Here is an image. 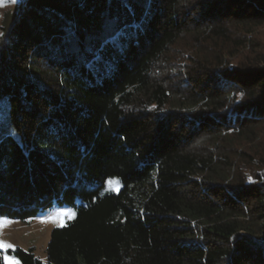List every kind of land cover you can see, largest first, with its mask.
Returning <instances> with one entry per match:
<instances>
[{
  "label": "trees",
  "instance_id": "obj_1",
  "mask_svg": "<svg viewBox=\"0 0 264 264\" xmlns=\"http://www.w3.org/2000/svg\"><path fill=\"white\" fill-rule=\"evenodd\" d=\"M53 206L20 264H264V0H16L0 219Z\"/></svg>",
  "mask_w": 264,
  "mask_h": 264
},
{
  "label": "rangeland",
  "instance_id": "obj_2",
  "mask_svg": "<svg viewBox=\"0 0 264 264\" xmlns=\"http://www.w3.org/2000/svg\"><path fill=\"white\" fill-rule=\"evenodd\" d=\"M15 4L16 0H0V24L2 23L4 15L11 11ZM108 180L105 181L102 193L117 194L121 189L119 181L114 179L116 183L109 185L107 183ZM62 213H67L68 215H59ZM74 217L75 210L73 208L53 206L50 210L38 214L35 219L26 223L8 220L11 223L7 226H0V243L10 244L12 247H0L2 264H14V262L15 264H20L17 258L9 253L17 249L24 252L32 250L36 259L45 262V250L50 239L51 231L55 228L65 226ZM5 257L9 259L6 260Z\"/></svg>",
  "mask_w": 264,
  "mask_h": 264
},
{
  "label": "snow or ice",
  "instance_id": "obj_3",
  "mask_svg": "<svg viewBox=\"0 0 264 264\" xmlns=\"http://www.w3.org/2000/svg\"><path fill=\"white\" fill-rule=\"evenodd\" d=\"M241 95H242V93H241ZM107 183H108L109 185H111V184L116 183V181H115L114 179H109V180L107 181ZM59 215H68V214H67V213H62V214H59ZM72 215L74 216V214H72ZM44 222H47V221H44ZM9 223H11V222L8 221V220H6V219H0V226H7ZM0 247L11 248L12 245H10V244L0 243ZM5 259L8 260L9 258H8V257H5ZM14 264H15V262H14Z\"/></svg>",
  "mask_w": 264,
  "mask_h": 264
}]
</instances>
